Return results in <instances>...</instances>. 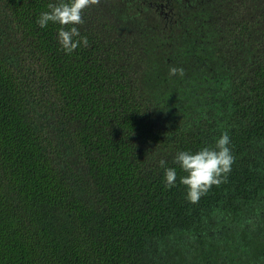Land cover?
Listing matches in <instances>:
<instances>
[{
  "label": "trees",
  "instance_id": "obj_1",
  "mask_svg": "<svg viewBox=\"0 0 264 264\" xmlns=\"http://www.w3.org/2000/svg\"><path fill=\"white\" fill-rule=\"evenodd\" d=\"M54 2L0 0V264H264V0H98L71 54ZM223 132L192 204L174 157Z\"/></svg>",
  "mask_w": 264,
  "mask_h": 264
},
{
  "label": "clouds",
  "instance_id": "obj_2",
  "mask_svg": "<svg viewBox=\"0 0 264 264\" xmlns=\"http://www.w3.org/2000/svg\"><path fill=\"white\" fill-rule=\"evenodd\" d=\"M97 2L98 0H56L48 5L47 11L39 15L37 24L41 28L47 27L49 23L59 25L58 43L66 54H71L77 48L89 45L88 38L81 35L77 25L84 23L82 12ZM169 73L183 75V69L173 67L169 69ZM229 144L230 137L227 132H223L216 139L214 146H204L194 152L181 150L176 153L174 162L179 165L181 171L186 173L180 177V182L186 187V199L190 203H198L213 186H219L225 182L235 159ZM165 163L161 160V167H164ZM164 176L167 187L175 186L176 168L165 167Z\"/></svg>",
  "mask_w": 264,
  "mask_h": 264
}]
</instances>
